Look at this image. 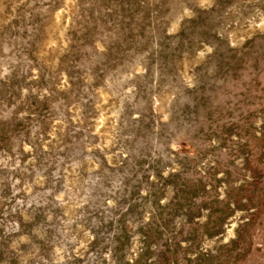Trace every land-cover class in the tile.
Masks as SVG:
<instances>
[{"label":"rangeland","instance_id":"1","mask_svg":"<svg viewBox=\"0 0 264 264\" xmlns=\"http://www.w3.org/2000/svg\"><path fill=\"white\" fill-rule=\"evenodd\" d=\"M0 264H264V0H0Z\"/></svg>","mask_w":264,"mask_h":264}]
</instances>
